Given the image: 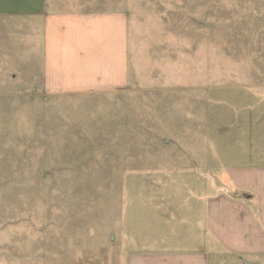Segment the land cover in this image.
Returning a JSON list of instances; mask_svg holds the SVG:
<instances>
[{
    "label": "rangeland",
    "instance_id": "obj_1",
    "mask_svg": "<svg viewBox=\"0 0 264 264\" xmlns=\"http://www.w3.org/2000/svg\"><path fill=\"white\" fill-rule=\"evenodd\" d=\"M59 2L128 16V80L55 89L0 10V264H239L202 228L224 168L264 164V0Z\"/></svg>",
    "mask_w": 264,
    "mask_h": 264
},
{
    "label": "crops",
    "instance_id": "obj_2",
    "mask_svg": "<svg viewBox=\"0 0 264 264\" xmlns=\"http://www.w3.org/2000/svg\"><path fill=\"white\" fill-rule=\"evenodd\" d=\"M63 2L0 0V10H21L14 16L36 24L31 40L43 61L37 73L46 82H54L57 90L72 89L66 85L74 82L77 89H92V84L105 82L125 84L130 71L128 16L77 11ZM221 175V182L229 185L206 200L203 232L216 240L221 255L234 262L263 264L264 164L225 167ZM211 257L201 247L179 254H141L134 260L135 264H211Z\"/></svg>",
    "mask_w": 264,
    "mask_h": 264
}]
</instances>
